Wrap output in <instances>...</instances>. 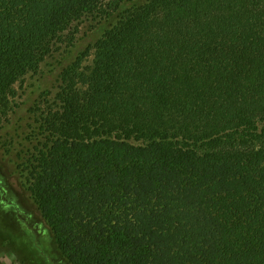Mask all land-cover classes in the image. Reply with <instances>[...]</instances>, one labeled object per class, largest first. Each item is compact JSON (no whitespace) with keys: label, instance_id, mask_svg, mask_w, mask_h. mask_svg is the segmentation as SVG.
<instances>
[{"label":"trees","instance_id":"1","mask_svg":"<svg viewBox=\"0 0 264 264\" xmlns=\"http://www.w3.org/2000/svg\"><path fill=\"white\" fill-rule=\"evenodd\" d=\"M0 138L66 264H264V0H0Z\"/></svg>","mask_w":264,"mask_h":264},{"label":"rangeland","instance_id":"2","mask_svg":"<svg viewBox=\"0 0 264 264\" xmlns=\"http://www.w3.org/2000/svg\"><path fill=\"white\" fill-rule=\"evenodd\" d=\"M89 41L86 38L80 46H86ZM54 62L56 59L49 60L43 74L31 76L23 85H17L19 107L4 134H15L18 128L22 133L32 124L33 115L29 109L40 100L45 90L56 85ZM0 141L3 140L0 138ZM2 152L0 158H4ZM6 166L13 168L10 164ZM0 232L12 235L13 239L11 244L0 242V260L5 264H66L54 235L22 186L20 174L11 177L3 167H0Z\"/></svg>","mask_w":264,"mask_h":264}]
</instances>
